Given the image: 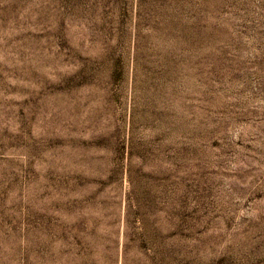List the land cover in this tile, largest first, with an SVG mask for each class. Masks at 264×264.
<instances>
[{"label": "rangeland", "instance_id": "rangeland-1", "mask_svg": "<svg viewBox=\"0 0 264 264\" xmlns=\"http://www.w3.org/2000/svg\"><path fill=\"white\" fill-rule=\"evenodd\" d=\"M0 264H264V0H0Z\"/></svg>", "mask_w": 264, "mask_h": 264}]
</instances>
